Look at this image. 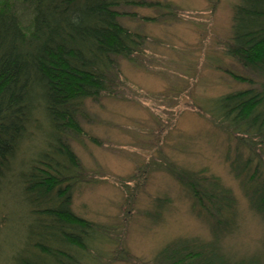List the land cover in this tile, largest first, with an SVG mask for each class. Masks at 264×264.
Masks as SVG:
<instances>
[{
	"label": "rangeland",
	"instance_id": "rangeland-1",
	"mask_svg": "<svg viewBox=\"0 0 264 264\" xmlns=\"http://www.w3.org/2000/svg\"><path fill=\"white\" fill-rule=\"evenodd\" d=\"M122 1L121 23L146 40L133 60L120 59L116 90L87 100L83 134L69 138L82 171L70 208L101 227L87 241L88 250L70 249L77 264H154L174 240L216 239L171 166L221 180L237 200V217L233 229L218 236L220 252L232 261L264 262V218L230 169L237 136L210 116L216 97L252 86L236 75L254 79L256 86L262 80L227 51L234 7L242 0ZM47 131L43 118L30 127L0 180V264L31 251L28 225L37 214L25 199L20 173L48 150Z\"/></svg>",
	"mask_w": 264,
	"mask_h": 264
},
{
	"label": "trees",
	"instance_id": "trees-1",
	"mask_svg": "<svg viewBox=\"0 0 264 264\" xmlns=\"http://www.w3.org/2000/svg\"><path fill=\"white\" fill-rule=\"evenodd\" d=\"M17 2L0 0V180L33 124L43 118L49 135L48 150L20 173L25 199L37 216L28 225L31 251L17 255L13 264H77L70 249L88 250L87 241L101 227L70 208L82 171L69 138L83 134L87 100L99 101L116 90L120 59L133 60L146 39L121 23L122 0H19L23 10ZM234 8L227 51L262 80L256 86L254 79L236 75L252 86L216 97L210 116L237 136L230 169L243 179L252 206L264 218V0H242ZM169 171L191 192L193 207L216 239L174 240L154 264H264L256 257L232 261L220 252L218 236L231 231L237 217V200L221 180L203 171L174 166Z\"/></svg>",
	"mask_w": 264,
	"mask_h": 264
}]
</instances>
